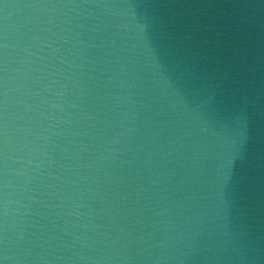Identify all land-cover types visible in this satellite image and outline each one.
I'll return each mask as SVG.
<instances>
[{
    "label": "water",
    "instance_id": "1",
    "mask_svg": "<svg viewBox=\"0 0 264 264\" xmlns=\"http://www.w3.org/2000/svg\"><path fill=\"white\" fill-rule=\"evenodd\" d=\"M0 264H264V0H0Z\"/></svg>",
    "mask_w": 264,
    "mask_h": 264
}]
</instances>
